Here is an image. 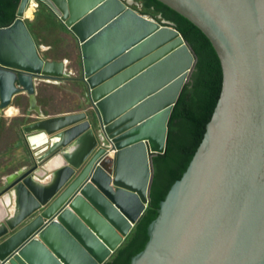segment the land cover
Instances as JSON below:
<instances>
[{"label": "water", "instance_id": "obj_1", "mask_svg": "<svg viewBox=\"0 0 264 264\" xmlns=\"http://www.w3.org/2000/svg\"><path fill=\"white\" fill-rule=\"evenodd\" d=\"M28 1L0 27V113L23 94L35 115L22 128L26 142L46 139L30 146L33 167L4 178L0 197L12 208L0 210V264H105L149 204L152 159L165 152L196 57L172 25L134 12L133 0H35L75 38L93 112L44 116L36 88L59 82L66 67L39 55ZM154 1L210 41L223 82L200 147L130 264H264V0Z\"/></svg>", "mask_w": 264, "mask_h": 264}, {"label": "trees", "instance_id": "obj_2", "mask_svg": "<svg viewBox=\"0 0 264 264\" xmlns=\"http://www.w3.org/2000/svg\"><path fill=\"white\" fill-rule=\"evenodd\" d=\"M20 0H0V27L15 19ZM161 25H172L191 48L196 64L184 86L168 122L166 149L152 159L153 179L149 204L126 242L105 264H130L148 237L147 226L155 219L159 202L171 186L181 180L200 147L207 125L218 104L223 82L219 58L209 40L190 22L154 0H133Z\"/></svg>", "mask_w": 264, "mask_h": 264}, {"label": "rangeland", "instance_id": "obj_3", "mask_svg": "<svg viewBox=\"0 0 264 264\" xmlns=\"http://www.w3.org/2000/svg\"><path fill=\"white\" fill-rule=\"evenodd\" d=\"M130 8L155 21L150 15L140 12L139 3ZM24 22L43 59L66 63V74L59 82H40L36 88L37 105L43 115L54 117L88 110V116L93 117L87 90L81 81V59L75 38L42 4H38L30 18ZM9 106L16 109L13 116L6 115L8 107L0 113V192L5 186L4 178L7 175L20 169L28 170L35 165L34 151L22 132L24 126L35 121V115L27 113V98L23 94L16 95Z\"/></svg>", "mask_w": 264, "mask_h": 264}, {"label": "bare ground", "instance_id": "obj_4", "mask_svg": "<svg viewBox=\"0 0 264 264\" xmlns=\"http://www.w3.org/2000/svg\"><path fill=\"white\" fill-rule=\"evenodd\" d=\"M37 4L35 0H29L23 13V17L26 19H29L30 16L33 14L35 11ZM64 65L66 63L64 62ZM6 115L8 117H11L16 113V109L13 108V106H8V108L5 110ZM45 137L42 134H33L29 136V141L27 144L31 146L33 149L34 148H40L44 143H45ZM57 163L56 159H52L47 165V169L53 168ZM43 182V181H42ZM7 208V209H5ZM12 208V203L11 200L7 197V195H4L3 198L0 200V210H6L7 212H10V209Z\"/></svg>", "mask_w": 264, "mask_h": 264}, {"label": "built area", "instance_id": "obj_5", "mask_svg": "<svg viewBox=\"0 0 264 264\" xmlns=\"http://www.w3.org/2000/svg\"><path fill=\"white\" fill-rule=\"evenodd\" d=\"M137 4H138V3L133 2L132 5L137 6ZM132 5H131V6H132ZM139 5H140V4H139ZM140 7H141V5H140ZM98 135H99V138H100L99 141H98V146H99V147L105 146V144H106L105 135H104V134L102 133V131H100V130H99V134H98Z\"/></svg>", "mask_w": 264, "mask_h": 264}]
</instances>
